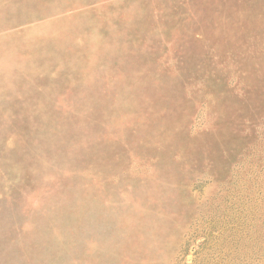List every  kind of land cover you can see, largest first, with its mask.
<instances>
[{"label":"rangeland","instance_id":"1","mask_svg":"<svg viewBox=\"0 0 264 264\" xmlns=\"http://www.w3.org/2000/svg\"><path fill=\"white\" fill-rule=\"evenodd\" d=\"M0 264H264V0H0Z\"/></svg>","mask_w":264,"mask_h":264}]
</instances>
